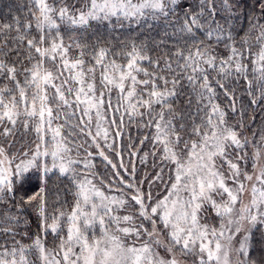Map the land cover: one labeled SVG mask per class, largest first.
Listing matches in <instances>:
<instances>
[{"label": "snow or ice", "instance_id": "1", "mask_svg": "<svg viewBox=\"0 0 264 264\" xmlns=\"http://www.w3.org/2000/svg\"><path fill=\"white\" fill-rule=\"evenodd\" d=\"M0 264H264V0L7 6Z\"/></svg>", "mask_w": 264, "mask_h": 264}, {"label": "trees", "instance_id": "2", "mask_svg": "<svg viewBox=\"0 0 264 264\" xmlns=\"http://www.w3.org/2000/svg\"><path fill=\"white\" fill-rule=\"evenodd\" d=\"M28 0H0V13H3V11L5 10V8L9 5H19V4H24L25 6L27 5ZM241 3L244 5H248L250 6L252 3V0H241ZM246 24V21H245ZM131 33H129L127 30H122L120 32V37L121 39L124 38V36L126 35H130ZM116 33H113V36H115ZM152 35H154L157 39L160 38V32L159 29H157L156 31H154L152 33ZM141 39H143V37L141 36ZM65 42L67 43V39L65 40ZM113 104H115V94H113ZM250 111H255L256 112V123L252 125L253 128L258 127L259 122H260V114H259V109H251ZM247 122V121H246ZM130 131L132 133L133 136L136 135V129L134 127L130 128ZM249 132H251V129H249ZM257 135H259V132H257ZM126 142V141H125ZM143 171V169L141 170Z\"/></svg>", "mask_w": 264, "mask_h": 264}]
</instances>
